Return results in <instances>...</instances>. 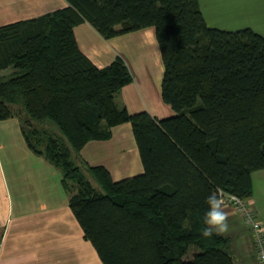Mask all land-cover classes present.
<instances>
[{"label": "trees", "instance_id": "trees-1", "mask_svg": "<svg viewBox=\"0 0 264 264\" xmlns=\"http://www.w3.org/2000/svg\"><path fill=\"white\" fill-rule=\"evenodd\" d=\"M0 25V119L17 116L28 147L61 170L69 206L103 264H234L229 238L201 235L206 197L248 198L264 168V35L209 26L198 0H66ZM104 38L153 27L161 99L173 113L130 112L120 57L97 67L73 27ZM129 122L143 171L113 180L73 155ZM58 129L55 133L50 126Z\"/></svg>", "mask_w": 264, "mask_h": 264}, {"label": "crops", "instance_id": "crops-1", "mask_svg": "<svg viewBox=\"0 0 264 264\" xmlns=\"http://www.w3.org/2000/svg\"><path fill=\"white\" fill-rule=\"evenodd\" d=\"M209 26L225 30L249 27L264 35V0H198ZM67 5L66 0H0V25L39 16ZM79 49L97 67L120 56L132 81L116 97L130 112L147 110L163 117L173 113L161 99L163 64L154 28L144 27L104 38L87 21L73 27ZM10 68L0 70L7 75ZM159 84V91L157 85ZM152 96L146 107L137 101L138 88ZM153 91L152 95L150 92ZM156 92V93H155ZM74 160L102 165L113 180L143 171L129 122L111 127V137L90 140ZM252 194L246 198L264 220V168L251 173ZM228 251L234 264H260L251 230L232 205H225ZM0 264H103L69 206L62 173L31 150L17 116L0 119Z\"/></svg>", "mask_w": 264, "mask_h": 264}, {"label": "built area", "instance_id": "built-area-1", "mask_svg": "<svg viewBox=\"0 0 264 264\" xmlns=\"http://www.w3.org/2000/svg\"><path fill=\"white\" fill-rule=\"evenodd\" d=\"M220 192L225 197V205L234 206L242 215L244 223L252 232L256 257L260 264H264V220L258 218L246 199L221 190Z\"/></svg>", "mask_w": 264, "mask_h": 264}, {"label": "clouds", "instance_id": "clouds-1", "mask_svg": "<svg viewBox=\"0 0 264 264\" xmlns=\"http://www.w3.org/2000/svg\"><path fill=\"white\" fill-rule=\"evenodd\" d=\"M205 203L208 206L204 214V224L206 227L203 229L201 235L203 237H210L213 233L217 235L226 234L229 230V225L227 223V214L224 211L225 197L217 189L206 197Z\"/></svg>", "mask_w": 264, "mask_h": 264}, {"label": "rangeland", "instance_id": "rangeland-1", "mask_svg": "<svg viewBox=\"0 0 264 264\" xmlns=\"http://www.w3.org/2000/svg\"><path fill=\"white\" fill-rule=\"evenodd\" d=\"M138 88V87H137ZM157 90L159 91V84L157 85ZM141 92L142 94L137 97L138 103L141 105V107H146V105H149L152 101V96H144V90L138 88V93ZM153 91L150 92L152 95ZM156 93V92H155ZM144 110V109H143ZM50 128L55 131V133H59L58 129L52 124Z\"/></svg>", "mask_w": 264, "mask_h": 264}]
</instances>
